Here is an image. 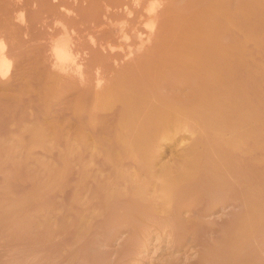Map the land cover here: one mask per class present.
I'll list each match as a JSON object with an SVG mask.
<instances>
[{
	"label": "bare ground",
	"instance_id": "obj_1",
	"mask_svg": "<svg viewBox=\"0 0 264 264\" xmlns=\"http://www.w3.org/2000/svg\"><path fill=\"white\" fill-rule=\"evenodd\" d=\"M67 1L50 35L28 2L0 32V101H26L41 124L25 133L56 124L64 151L79 152L71 169L62 159L61 184L73 177L84 213L132 215L112 229L133 242L132 263L168 237V264H194L192 250L206 261L208 243L224 247L223 264H264V242L250 258L248 243L234 246L264 234V0ZM177 135L187 142L166 158L161 142Z\"/></svg>",
	"mask_w": 264,
	"mask_h": 264
},
{
	"label": "rangeland",
	"instance_id": "obj_2",
	"mask_svg": "<svg viewBox=\"0 0 264 264\" xmlns=\"http://www.w3.org/2000/svg\"><path fill=\"white\" fill-rule=\"evenodd\" d=\"M100 1L89 0L92 7L100 5ZM25 2L29 3L30 19L39 28H41V22L45 21L48 25L42 30L50 35L51 32L48 30H51L50 27L60 18L62 7L57 5L58 0H0V32L5 33L9 26L10 28L15 27L10 25V17L14 10L25 5ZM62 4L72 7L74 2L69 0ZM171 7L176 12L180 10L172 3ZM180 7L182 8L181 4ZM201 8V4L196 5L192 9L185 10V13H194ZM79 13L84 14L83 11ZM248 22L247 17L233 21L234 27L232 28L236 27L237 38L248 37ZM2 100L0 101V264H138L130 262L129 254L133 242L129 241L127 243L129 245H120L122 243L118 239L119 236L115 235L112 230L132 220V215L127 213L126 216V212L115 211L112 207L104 210L105 213L96 206L95 209L92 208L84 213L82 209L87 206L88 198L86 194V198H76L73 177L69 175L70 177H67L61 184L60 170L63 161H69L68 166L71 169L74 167L73 161L79 152H72L74 153L72 154L64 151L62 146L66 142L61 133L57 131L58 125L54 124L49 128L43 124L45 133L42 136L25 133L27 129H34L36 122L37 125L41 124L39 115H36V111L26 101L13 103L11 99L10 101L9 99ZM27 110L31 112L30 118L35 119L34 121L29 118ZM56 131L60 135L56 134ZM53 134L54 136L50 137ZM182 142L180 135L174 139L162 141L161 150L164 156L169 158L178 154L187 139ZM93 167L95 165H92ZM65 183L67 192L63 195L61 187ZM228 235L227 230H219L218 236H215L227 239L231 237ZM215 236L211 235L210 238L208 236V242L212 241ZM168 239L166 237L162 242L155 240L150 242V248L142 253L145 258L139 264H168L172 259L171 257L169 259L168 251L165 252L170 247ZM263 242L264 234L243 235L237 236V243L234 246L248 243L247 252L250 254V250ZM213 244L208 243L207 245L213 248L210 252L211 256L206 257L207 262L203 259L201 262L200 258L197 261V253L193 250L189 253L188 260L190 259V262L194 264H196L195 260L197 264H204L203 262L223 264V259L226 258L225 249ZM251 254L247 257L250 258Z\"/></svg>",
	"mask_w": 264,
	"mask_h": 264
}]
</instances>
